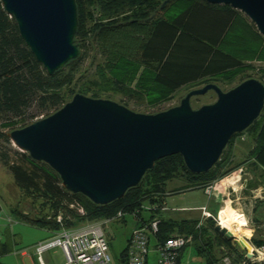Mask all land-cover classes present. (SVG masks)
I'll return each mask as SVG.
<instances>
[{
  "label": "trees",
  "instance_id": "trees-1",
  "mask_svg": "<svg viewBox=\"0 0 264 264\" xmlns=\"http://www.w3.org/2000/svg\"><path fill=\"white\" fill-rule=\"evenodd\" d=\"M75 3L78 24L74 44L79 56L52 75H48L36 61L20 37L14 18L7 15L0 4V114L17 117L35 103L38 107L36 113L44 112L42 118H45L75 94L112 100L113 94L129 98L136 95L135 90H140L141 95L146 92L148 105L156 106L169 101L175 91L187 86L194 88L225 79L232 82L237 75L250 70L249 61H264V38L243 13L227 5H212L202 0H75ZM90 50L98 51L104 61L95 66V81L79 84L76 75ZM95 59V55L91 57L89 66ZM248 78L251 76L241 77L240 82ZM256 79L264 84V69ZM134 81L135 89L131 88ZM118 103L127 107L126 103ZM37 120L33 119L20 128ZM9 121L1 126H14L24 118ZM244 132L250 133L254 143L248 160L252 161L251 165L260 177H264V109ZM238 135L230 139L218 162L207 173L193 174L187 170L180 155L168 156L157 160L140 183L128 189L122 199L103 206L92 203L81 194L67 192L59 176L47 164L32 160L27 153L15 150L13 160L1 154L15 184L23 196L31 200L28 212L16 208L12 215L18 221L45 229L50 234L62 227L73 229L111 219L118 212L125 216L137 211V218L143 225L163 207L168 182L181 179L186 183L172 193L203 189L238 167L230 166V155L225 156L226 149ZM5 141L10 144L7 137ZM248 186L252 189L257 184ZM73 202L82 206L84 215L69 207ZM144 203L152 207L148 210L151 215L147 221L140 218ZM58 214L62 217V224L55 221ZM210 222L215 232V223ZM196 225L197 222L193 221L172 222L159 218L154 239L160 242L177 229L178 235L199 240L201 235L197 231L200 227L196 229ZM252 240L256 248L264 246V240ZM230 241L225 239L227 250L218 257L215 254L217 249L208 242L211 252L206 264L220 261L227 253L235 257L233 264H239L243 259L246 264H264L248 262L230 245ZM119 260L121 264H127V244Z\"/></svg>",
  "mask_w": 264,
  "mask_h": 264
},
{
  "label": "water",
  "instance_id": "water-1",
  "mask_svg": "<svg viewBox=\"0 0 264 264\" xmlns=\"http://www.w3.org/2000/svg\"><path fill=\"white\" fill-rule=\"evenodd\" d=\"M202 1L240 11L264 38V0ZM0 4L48 75L79 56L74 44L75 0H0ZM210 91L216 95L213 103L192 108V98ZM263 109L264 84L256 78L227 91L205 84L188 91L178 105L154 114L75 94L56 112L8 136L18 151L47 164L67 192L103 206L122 199L157 160L168 156L180 155L193 174L207 173L230 139L252 126ZM214 230L234 238L219 224Z\"/></svg>",
  "mask_w": 264,
  "mask_h": 264
},
{
  "label": "rangeland",
  "instance_id": "rangeland-1",
  "mask_svg": "<svg viewBox=\"0 0 264 264\" xmlns=\"http://www.w3.org/2000/svg\"><path fill=\"white\" fill-rule=\"evenodd\" d=\"M94 55L96 56V59L94 63L89 66L91 57ZM103 61L104 60L99 55L98 51L95 52L93 50H90L87 54V57L82 61L80 70L76 75V80H78L77 82L81 84L87 81H95L97 79L95 66L98 64L102 65ZM248 64L251 67L250 70L244 72L243 74L237 75L232 80V82H228L227 79H225L219 80L215 84H217L221 88V90L227 91L239 84V82L241 81V77L251 76V78H256L264 69V61L262 60L249 61ZM65 70H68V67ZM134 87L135 81L131 83V88L135 89ZM199 87L202 86L194 88ZM194 88H190V86L181 88L173 93L172 98L169 101L162 102L156 106H149L146 92H142L143 95H141L139 93L141 92L140 90H135L136 95L130 96L129 98L121 94H113L111 95V99L112 101H115L117 103H126L127 107L132 111L135 110V112L138 113L154 114L178 105L184 95ZM215 100L216 95L210 91L204 96L192 98L191 106L192 108L197 109L202 105L213 103ZM37 108V105L33 103L29 109L25 110L21 115L17 117H14L8 113L0 114V133L2 135L0 136V237L2 233L5 236H16V239L20 244L14 246L15 249H22L25 245L31 244L32 242L47 236V232H45V229L22 223L12 215V211H14V209L16 208L23 212H28L31 205V200L23 196V192L15 184L11 173L8 171L7 166H5L1 160V154H6L7 157L12 160L15 158L14 151L17 149L12 145L11 142L10 144L7 143L5 141V138L7 137L9 139L8 134L12 129H19L22 125L30 122L33 119H42L45 113H36L38 112ZM21 117L24 118L23 122H18L14 126L6 128L1 126V124H3L6 120L15 121ZM253 145L254 143L251 139L250 133L244 132L243 134H239L238 136H236L230 148L226 149L227 152L225 153V156L229 154V159L232 160L230 166H239L224 178H222V180H220L222 181V184H220L221 182L218 183L220 184V186L215 190V192L221 191L224 194L221 198L222 201L220 204L215 205L212 202H209L208 198L206 197L207 195H205L200 190L188 189L183 190L180 193H172L175 189L186 185L185 181L176 179L168 182L165 185L166 196L164 198V201L167 211L161 212L160 215L165 219L171 216H175L176 221H178L177 218L182 217L195 219L200 226V230L197 231V234L201 235L204 243L207 244L208 242L213 243L214 240L219 238V235H217L215 232H212V229L209 228L208 223L204 221V219H202L203 217H200V211L192 208L209 202V207L213 209L212 211L215 212V210H217L215 213H211V220H213L212 222L216 225L218 224L217 216L220 210L224 211L225 209H230L233 211V213L235 211V213L241 216L233 221L229 220V223L230 227L232 229H238L237 231H239L241 235L237 236L231 233L235 237L231 239L230 245L234 249H236L238 254L240 253L241 255H243V257H245L248 262L262 263L264 262V257L259 254V252H261V248H256L253 245L252 240L253 238L255 240H264V188H257L258 185L261 184L260 175L259 172H257L251 165L252 161L248 160V155ZM249 184H257V187L251 189L248 186ZM226 186L228 187V190L223 189ZM143 207L148 208L150 206L148 205V203H144ZM180 208H185L188 210L183 212L174 211L175 209L179 210ZM140 216L144 219L148 218V210L143 209L140 213ZM154 218L159 219L157 214H155ZM136 220L138 221V219L135 218L132 214H126L122 220H110L104 226V233L107 237L109 245L111 264H121L119 262L120 253L126 246L127 238H129L128 236H130L129 234H131V230L135 225ZM246 236L250 238V243L253 245V247H255V251L253 250L252 252H248L239 245L238 238L244 240ZM153 242L154 241L151 240L149 246V264H153V258L155 257V252L152 249L154 244ZM196 244L197 242L194 244V246L191 245L190 249H195ZM207 247L208 252H211V245L209 244ZM226 250L227 247L225 249V252ZM47 253L49 254L50 260H47L44 255L41 256L42 258L44 256V264H56L58 262L64 261V258L62 259L63 256H61L60 253H57L55 249H51ZM234 258L235 257L231 256L230 253H227V255L224 256V263L233 264ZM0 259L1 263L6 264H19V261H21V264H39L36 257H33V259L30 258V260H28L23 259L16 254L1 256ZM244 263V259L239 262V264Z\"/></svg>",
  "mask_w": 264,
  "mask_h": 264
},
{
  "label": "built area",
  "instance_id": "built-area-1",
  "mask_svg": "<svg viewBox=\"0 0 264 264\" xmlns=\"http://www.w3.org/2000/svg\"><path fill=\"white\" fill-rule=\"evenodd\" d=\"M215 187H217V184L213 182L206 185L203 190L205 194L211 195ZM69 207L76 210L79 215H84V209L79 203L73 202ZM143 209L150 210L152 208L143 207ZM161 209H165L164 204ZM200 210L203 218L207 219L212 217L206 207H201ZM137 213L135 211L130 214L137 218ZM123 216V212H118L111 219L86 223L73 229H65L62 227L59 231L51 234L50 238L38 242L34 246L35 255L41 262V256L45 252L57 247L61 250L64 258V261L60 264H111L109 245L104 233V226L110 220H120ZM55 221L62 224L60 214L55 217ZM158 229L159 219L153 218L142 226L140 225L132 230L127 241V264H146V257L149 253V235L156 237ZM190 241L191 236L171 235L160 242H156L155 251L157 253V259L155 264H189L188 262L179 261V254ZM246 241L249 243V240ZM260 248L261 252L259 254L264 257V246ZM253 250L255 251V247Z\"/></svg>",
  "mask_w": 264,
  "mask_h": 264
},
{
  "label": "crops",
  "instance_id": "crops-1",
  "mask_svg": "<svg viewBox=\"0 0 264 264\" xmlns=\"http://www.w3.org/2000/svg\"><path fill=\"white\" fill-rule=\"evenodd\" d=\"M220 180H222V179H219V180H217V181H215V183L217 184V187H215V189L213 190V193L211 194V195H207V194H205V192H204V190L203 189H198V190H200V191H202L205 195H207L206 197L208 198V201L209 202H212L213 204H215V205H218V204H220L221 203V201H222V197H223V192H215V190L217 189V188H219V186H220V184H222V181H220ZM260 180H261V184L260 185H258V187L257 188H259V187H263L264 188V177H260ZM219 182H221L220 184H218ZM180 188V187H179ZM178 189V188H177ZM224 190L226 189V190H228V187L226 186L225 188H223ZM209 202L207 203H204V204H201V205H199L198 207H194V208H192V209H196L197 211H200V217H202V215H201V210H200V208L201 207H206V209H207V211L211 214V213H215L217 210H215V212H213L212 210L213 209H211L210 207H209ZM164 205H165V201H164ZM186 210H188V209H185V208H180L179 210L178 209H175L174 211H179V212H183V211H186ZM167 211V208H166V205H165V209L163 210V209H160L156 214H157V216L160 218V219H164V220H169V221H172V222H181V221H184V220H187V221H193V222H197L195 219H193V218H189V217H187V218H184V217H182V218H177L178 219V221H176L175 219H176V217L175 216H171V217H169V218H163V217H161V215H160V213L161 212H166ZM150 215H151V213L149 212V217H150ZM149 217L148 218H146V219H144V218H142L141 216H140V218L141 219H143L144 221H147L148 219H149ZM202 219H204V221H206L207 223H208V225H209V228L211 229V227H210V224H211V222H210V220L212 219V218H207V219H205V218H202ZM120 220H122V219H120ZM114 221H118V220H114ZM211 221H213V220H211ZM140 225H142V223H140L139 222V220L137 221H135V225L133 226V228H132V230L133 229H135V228H137V227H139ZM216 225V224H215ZM196 227V229H199V223H197V225L195 226ZM131 230V231H132ZM45 232H47V236L46 237H43V238H41V239H38L37 241H34V242H32L31 244H28V245H25L22 249L21 248H14V246H16L17 244H20L19 242H18V240L16 239V236H10V235H4L3 233L1 234V237H0V258H1V256H6V255H9V254H16L17 256H19V257H21V258H23V259H28V260H30V258L31 259H33V257H36L37 258V256L35 255V252H34V246L38 243V242H41V241H44V240H46V239H48V238H50L51 237V234L48 232V231H46L45 230ZM213 232V231H212ZM173 235H178V234H180V232L177 230V229H175V231L172 233ZM130 235V234H129ZM219 235V234H218ZM4 237V238H3ZM129 237V236H128ZM149 246H150V242H151V240H153L154 242V244H153V251L155 252V257L153 258V264H155L156 263V259H157V253H156V251H155V245H156V241H155V239H154V237H152L151 235H149ZM191 239H192V237H191ZM225 239H227L226 237H224V236H221V235H219V238L218 239H216V240H214V242H213V245L215 246L214 247V249L216 248L217 250H216V252H215V254H216V256L218 257V256H220V255H222V252H225V249H226V245H225ZM245 240H249V243H250V238L249 237H245ZM127 241H128V238H127ZM127 241H126V244H127ZM203 239L202 238H200L199 240H194V239H192V241L188 244V245H186L181 251H180V254H179V261H181V262H188L189 264H206V259L207 258H209L210 257V255H209V252H208V247H207V245L208 244H206V246L204 247V244H203ZM197 242V244H198V246H197V244H196V246H195V249H193V248H191L190 249V246L192 245V246H194V244ZM251 244V243H250ZM126 247V246H125ZM124 247V248H125ZM53 249H55V251H57V253H60V255L61 256H63L61 253V250L59 249V248H53ZM148 249H149V247H148ZM51 250V249H50ZM149 251H150V249H149ZM48 252V251H47ZM47 252H45L43 255L45 256V258L47 259V260H50L49 259V254L47 253ZM245 253V252H244ZM149 254V253H148ZM240 254V253H239ZM44 256H43V258H41V262L37 259V261L39 262V264H44ZM62 259H63V257H62ZM1 260V259H0ZM214 261V260H213ZM62 262V261H61ZM61 262H58V263H56V264H60ZM119 262H120V260H119ZM0 264H6V263H1V261H0ZM18 264V263H17ZM19 264H21V261H19ZM147 264H149V260H148V257H147ZM210 264H212V261H210ZM213 264H225L224 263V258H222L220 261H217V262H213Z\"/></svg>",
  "mask_w": 264,
  "mask_h": 264
},
{
  "label": "bare ground",
  "instance_id": "bare-ground-1",
  "mask_svg": "<svg viewBox=\"0 0 264 264\" xmlns=\"http://www.w3.org/2000/svg\"><path fill=\"white\" fill-rule=\"evenodd\" d=\"M221 211L222 210L219 211L218 216H217V220H218L219 226H221V227L223 226L222 228H225L230 233H232L234 235H237V236H240L241 234L239 233V231H237L238 229H232L230 227L229 220L233 221L236 218L238 219V217L241 216V215H238L237 213H235V211L233 213V211L230 210V209H225L224 211H222V213H221ZM246 237H248V236H246ZM238 240L243 243L244 247H246L248 252H252L253 251V249H254L253 245L249 244L248 242H246L245 238H244V240H241V239L238 238Z\"/></svg>",
  "mask_w": 264,
  "mask_h": 264
}]
</instances>
